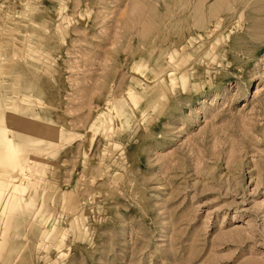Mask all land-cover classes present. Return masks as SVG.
<instances>
[{"label":"rangeland","instance_id":"1","mask_svg":"<svg viewBox=\"0 0 264 264\" xmlns=\"http://www.w3.org/2000/svg\"><path fill=\"white\" fill-rule=\"evenodd\" d=\"M0 118V264H264V0H0Z\"/></svg>","mask_w":264,"mask_h":264},{"label":"bare ground","instance_id":"2","mask_svg":"<svg viewBox=\"0 0 264 264\" xmlns=\"http://www.w3.org/2000/svg\"><path fill=\"white\" fill-rule=\"evenodd\" d=\"M213 23H214V21H212ZM219 22V21H218ZM212 30L214 29L215 30V27H214V25H213V28H211ZM211 32V31H210ZM207 34V33H206ZM209 37V36H208ZM140 80V79H139ZM142 84V83H141ZM147 84V83H146ZM150 84V83H149ZM142 89V88H141ZM150 89V88H149ZM1 119V118H0ZM1 128H3V127H1ZM3 130L5 131V128H3ZM3 131V132H4ZM5 132H7V129H6V131ZM9 132V131H8ZM76 134H78V133H76ZM75 134V135H76ZM7 135V134H6ZM5 134H4V136L3 137H9L8 135L6 136ZM76 137V136H75ZM75 137H72V139L73 138H75ZM80 138L81 136H77L76 137V139L77 138ZM10 138V137H9ZM7 139V138H6ZM5 139V140H6ZM67 139V138H66ZM69 140V139H68ZM75 141V140H74ZM54 143H56L55 141H54ZM50 144H52V143H50ZM27 163H29V161L27 162ZM26 163V164H27ZM22 158L21 157H19V156H16L15 158H14V163H13V166H14V169L12 170V172H10V177L12 178V179H14L15 181H18V182H20L21 180V173L19 172V169L22 167ZM30 168H31V166H30ZM23 170V169H22ZM30 170V169H29ZM9 171V170H8ZM9 178V177H8ZM10 178V179H11ZM26 179V178H25ZM26 181V180H25ZM22 182H24L23 180H22ZM19 184H21V183H19ZM23 185H25L24 183H22ZM23 187V186H22ZM25 187V186H24ZM20 191H21V187H20ZM22 193V192H21ZM18 194V193H17ZM21 198V197H20Z\"/></svg>","mask_w":264,"mask_h":264}]
</instances>
